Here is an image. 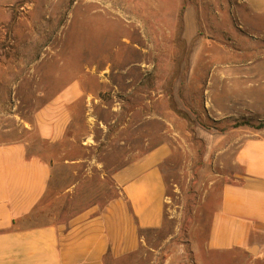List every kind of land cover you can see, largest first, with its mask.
Masks as SVG:
<instances>
[{"label":"rangeland","instance_id":"1","mask_svg":"<svg viewBox=\"0 0 264 264\" xmlns=\"http://www.w3.org/2000/svg\"><path fill=\"white\" fill-rule=\"evenodd\" d=\"M7 14L0 141L37 138L23 124L73 81L81 88L61 139L41 146L52 171L33 224L102 210L118 195L113 172L164 144L163 225L106 264H161L178 247L190 262L204 223L194 210L230 171L237 142L226 134L264 121L244 113L248 101L264 104V21L244 0H0V19ZM5 55L14 57L8 76Z\"/></svg>","mask_w":264,"mask_h":264},{"label":"crops","instance_id":"2","mask_svg":"<svg viewBox=\"0 0 264 264\" xmlns=\"http://www.w3.org/2000/svg\"><path fill=\"white\" fill-rule=\"evenodd\" d=\"M244 1L249 13L264 21V0ZM8 15H2L0 25L8 26ZM3 39L0 34V45ZM2 59L1 71L13 74L14 57ZM80 96L79 83L73 81L34 112L32 123L23 124L22 131H34L37 138L24 134L0 141V264H106L136 252L140 231L163 225L167 194L161 166L171 154L164 144L113 172L118 195L102 210L88 208L62 224L31 221L52 171L41 146L61 139ZM246 103L244 113L264 117V104ZM237 131L226 134L237 144L230 171L214 190L216 198L204 197L194 210L204 223L193 233L192 260L178 247L161 264H264V128L243 129L240 137ZM223 151L228 148L218 152Z\"/></svg>","mask_w":264,"mask_h":264},{"label":"trees","instance_id":"3","mask_svg":"<svg viewBox=\"0 0 264 264\" xmlns=\"http://www.w3.org/2000/svg\"><path fill=\"white\" fill-rule=\"evenodd\" d=\"M254 128L255 129H262V128H264V121L258 123Z\"/></svg>","mask_w":264,"mask_h":264}]
</instances>
